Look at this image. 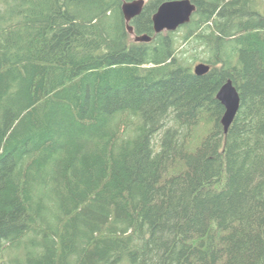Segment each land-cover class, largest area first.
<instances>
[{"label":"trees","instance_id":"1","mask_svg":"<svg viewBox=\"0 0 264 264\" xmlns=\"http://www.w3.org/2000/svg\"><path fill=\"white\" fill-rule=\"evenodd\" d=\"M123 1L0 0V264H264V0H191L202 75Z\"/></svg>","mask_w":264,"mask_h":264},{"label":"water","instance_id":"2","mask_svg":"<svg viewBox=\"0 0 264 264\" xmlns=\"http://www.w3.org/2000/svg\"><path fill=\"white\" fill-rule=\"evenodd\" d=\"M144 5L145 0H128L121 4V12L126 22L127 31L136 42H149L152 39V36L147 34L135 35L132 25L129 24L132 18L142 12ZM195 9L196 6L191 0H164L151 17L154 33L175 31L190 21ZM209 68L208 64L199 62L193 66V72L196 75H202L208 72ZM216 99L224 107L220 122L223 126V132L226 134L240 103L238 90L231 79L228 78L223 82L216 93Z\"/></svg>","mask_w":264,"mask_h":264},{"label":"rangeland","instance_id":"3","mask_svg":"<svg viewBox=\"0 0 264 264\" xmlns=\"http://www.w3.org/2000/svg\"><path fill=\"white\" fill-rule=\"evenodd\" d=\"M147 1L148 0H145V4L147 3ZM163 32H165V31H163ZM182 33H183V29H177L176 30V39H177V42L179 44V50H180V52H182V54L185 56V58H187L188 62L191 63V67L193 68V66L196 63L200 62L199 59L204 57L203 48H202V46L197 45L196 41H190L188 43H184L181 40ZM203 132H204V129L200 128L198 130V133H196L195 138L199 139L200 135H202Z\"/></svg>","mask_w":264,"mask_h":264},{"label":"bare ground","instance_id":"4","mask_svg":"<svg viewBox=\"0 0 264 264\" xmlns=\"http://www.w3.org/2000/svg\"><path fill=\"white\" fill-rule=\"evenodd\" d=\"M234 13V12H233Z\"/></svg>","mask_w":264,"mask_h":264},{"label":"flooded vegetation","instance_id":"5","mask_svg":"<svg viewBox=\"0 0 264 264\" xmlns=\"http://www.w3.org/2000/svg\"><path fill=\"white\" fill-rule=\"evenodd\" d=\"M133 19V18H132Z\"/></svg>","mask_w":264,"mask_h":264}]
</instances>
